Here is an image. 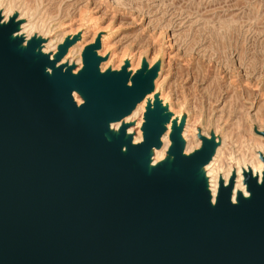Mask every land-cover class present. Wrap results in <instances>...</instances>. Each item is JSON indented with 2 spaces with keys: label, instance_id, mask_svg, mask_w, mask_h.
I'll use <instances>...</instances> for the list:
<instances>
[{
  "label": "water",
  "instance_id": "water-1",
  "mask_svg": "<svg viewBox=\"0 0 264 264\" xmlns=\"http://www.w3.org/2000/svg\"><path fill=\"white\" fill-rule=\"evenodd\" d=\"M17 23L0 24V264H264V169L259 183L242 174L236 204L232 179L219 182L212 206L198 173L215 144L183 155L172 122L171 158L147 170L169 120L158 99L140 142L108 125L152 91L157 68L99 73L96 37L72 75L56 63L73 39L49 60L11 38Z\"/></svg>",
  "mask_w": 264,
  "mask_h": 264
},
{
  "label": "rangeland",
  "instance_id": "rangeland-1",
  "mask_svg": "<svg viewBox=\"0 0 264 264\" xmlns=\"http://www.w3.org/2000/svg\"><path fill=\"white\" fill-rule=\"evenodd\" d=\"M0 2V8L11 4L16 10L29 11L34 15L33 19L30 18L33 23L41 26L42 31L33 30L28 34V40L23 34L22 37L19 36V46L33 39L38 41L37 48L42 52L40 47L49 42L50 49L47 48V52L42 54L50 58L51 49L55 48L56 53L57 46L68 40V35H73L68 40L73 39V44L84 34V50L85 46L94 42L96 37L92 33L95 28L99 29L98 44L101 36L105 38L106 48L102 53L110 49V53L114 54L112 64H117L118 69L111 70L119 71L125 64H128L127 68H131L129 61L135 66L133 71L126 69L130 74L138 71L144 64L148 68L156 67L158 72L156 71L153 81L156 79L161 84V97L163 98V93L166 100L175 105V111H180L179 120L175 119L177 124L174 121V125L179 129L181 151H184L186 144L190 147L186 153L184 151L185 154L182 152L183 155L187 156L198 150L201 138L212 140L215 148L223 141V157L219 155L217 159V164L222 166L235 157L237 145L240 142L245 144L249 132L253 138L258 139L257 135L264 137V0ZM14 13L12 12L13 21H18V14ZM45 28L47 29L44 30ZM47 31L49 32L46 33ZM15 34L16 32L12 36ZM100 49L101 47L98 50ZM81 50L80 56L83 52ZM65 55L66 52L59 62ZM79 55L74 54L63 63L72 66V72L81 66ZM78 58L79 67L76 65ZM152 92L153 90L150 93ZM166 104L169 105L163 100L165 109ZM144 113L145 108L137 119L141 120V125ZM122 120L116 122L120 123ZM134 123L128 121L119 125L126 126L125 133L130 129L128 135L131 136L132 144H135L132 138L137 130L141 135V126L138 128ZM183 131L186 138L183 133L181 135ZM223 137L225 140L221 139ZM215 148L210 158L214 155ZM166 150L160 162L170 157Z\"/></svg>",
  "mask_w": 264,
  "mask_h": 264
},
{
  "label": "bare ground",
  "instance_id": "bare-ground-1",
  "mask_svg": "<svg viewBox=\"0 0 264 264\" xmlns=\"http://www.w3.org/2000/svg\"><path fill=\"white\" fill-rule=\"evenodd\" d=\"M5 2H7V1H5ZM12 4H14V3H12ZM14 5H16V4H14ZM0 6H1V2H0ZM14 8L15 7L12 6L11 4L2 5V7L0 8V12H1L0 13L1 14L0 15L1 16L0 17V24L7 22V20L13 16L12 12H15L16 14H18V21L14 20V22H18L17 23V27H16V31H15L16 34L13 35L11 38H17V37L19 38V36H21L22 34H23L24 38H27L28 34L30 35V33H32L33 30H35V29H40V31H42L40 24L36 25L35 23H33L32 19L34 18V15L32 13H29V11L22 12V9L20 8V6H19V9H21V10H16ZM16 8H17V5H16ZM31 17H32V19H30ZM1 18H2V20H1ZM87 24H88V22H87ZM46 29L47 28H45L44 30H46ZM93 29H94V32L92 33V35L94 34L95 37H97L99 35V33L97 32L99 29L98 30L95 29V28H93ZM51 30L49 29V31H51ZM90 30H92V29H90ZM49 31H47L46 33H48ZM72 36L68 35V37H66V38L69 40V39L72 38ZM83 38H84V34H82V36L80 35V38L76 42H74L70 47H68L65 57L62 58V60L60 62L58 61L59 64L56 63V65H64L63 64L64 61H67L74 54H76L78 56L80 50L83 47L82 46ZM28 39L29 38H27V40ZM104 39L105 38H103L102 36L100 37V44L99 45H100L101 49L94 51L95 56L101 59V61L97 64L98 65L97 68H98V72L99 73H102L101 71H105L107 69L110 70V71H113V70H111V68L118 69L117 64L116 65L112 64V62L114 60V54L112 52L110 53V51H109L110 49H108V51H106L105 53H102L104 47L106 48ZM23 46L24 45H21L20 47H23ZM50 47H51V44L49 42H46L40 48H42V50H41L42 52L46 53L47 50L50 49ZM51 50H52V53L50 54L49 60L53 59V55L55 53L54 52L55 48L51 49ZM82 50H81V52H82ZM68 63H70V61H68ZM79 63L80 62H79V58H78L77 61H76V65H78V67L80 66ZM129 64H130L131 68H126V69H129L130 71H133L135 66L133 64H131L130 61H129ZM65 65H67V64H65ZM68 65H70V64H68ZM104 65H106V67H103ZM79 68L77 70L81 69V68L80 69ZM77 70L75 69L73 72L71 71V74L72 75L76 74ZM129 70H128V72H129ZM154 81H153L154 85H153V89H152L153 92L149 93V94H146L145 97L143 98V100L141 102H139L138 104H136L135 107L132 109V111L128 114V116L125 117L121 121V122H128V121L135 122L134 124L139 128V126H141V124H140L141 120L137 121V119H138V117H140L141 113H143L144 108L147 105H151L153 103L154 98H156V99H158V101H160V103H161L160 105L162 106L161 108H163V100L166 101L169 104V105L166 104L167 107L165 106L166 109L165 108L164 109L169 114L168 116H170V117H169L168 122L166 124H164L165 130H164L163 135L159 139L160 147L158 149L152 148L149 151L150 153L147 156V160H148L147 161L148 163H147V166H146L147 170H149L150 168H152L153 166L158 164L160 162V160H162V158L164 156V151L167 149L168 144L170 143L169 140H168V135H169L168 132L170 131L171 124H172V122L176 121L179 118L178 115L180 114L179 113L180 111L179 112L175 111V108H174L175 105L171 103L172 101L168 102L166 100L167 98L164 96L163 93H162V96H163L164 99L161 97V93H160L161 90L160 89H161L162 86L156 79ZM128 85H130V84L128 83ZM77 95H79V94L74 91L73 94L71 95V99L78 106L83 101H82L80 95H79L80 98ZM80 99H81L82 102L80 101ZM160 99H162V102H161ZM120 123L119 122H114V123L110 122V124L108 125L109 133L110 132H112V133L116 132L117 129L119 128ZM175 124H177V121H176ZM213 130H215V129H213ZM128 132H130V129H128L125 134L128 135ZM182 133H183V136L186 138V136L184 134V131L181 132V135H182ZM248 135H249V138H248L247 141H245V144L240 142V144L237 145V153H236L235 157H233L231 159L228 158V159H230L229 162L231 164L227 163V162L224 165H222V166L220 165V163L217 164L218 163L217 159H218L219 155L221 157V154H222L221 149H223V148H221V146L224 144L223 141L222 142L220 141L221 145L218 146L217 148H215L214 155L212 156V158H210L211 160L207 164H205V165H203L201 167V169H200V171L198 173V176L201 175L205 179V186L207 187V191L209 193V203L212 206L214 205V201H215L216 193H217V190H218V183L219 182H221V184L223 186H226L228 181L230 179H233V181H232V189H231L230 195H229V202L232 203V204H236L235 203V199H236L237 194H240L243 198H248V193L246 191V185H244L243 182H242L243 181V177H242L243 173L249 171L251 173V176L253 178L254 177L256 178V182L257 183L260 182L261 177H262V171L264 169V165L261 162V160L259 158V155L260 154L264 155V137L260 136V135H257L258 139L257 138H253V137L250 136V132H249ZM141 138H142V136L140 135L139 130H137L135 136L132 138V142L133 143L139 142V141H141ZM221 139L225 140L224 137L221 138ZM188 147L189 146L186 144V146L184 148L185 153L187 152L186 150H188L190 148V147L189 148ZM184 151H182V152L184 153ZM234 152H235V150H234Z\"/></svg>",
  "mask_w": 264,
  "mask_h": 264
}]
</instances>
